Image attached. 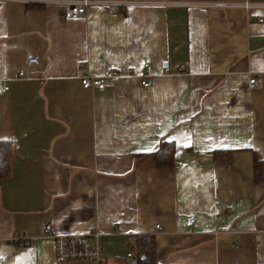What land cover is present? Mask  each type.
<instances>
[{"label": "crops", "instance_id": "crops-1", "mask_svg": "<svg viewBox=\"0 0 264 264\" xmlns=\"http://www.w3.org/2000/svg\"><path fill=\"white\" fill-rule=\"evenodd\" d=\"M151 1L168 4L67 19L0 0V140L17 145L0 179L2 264H98L55 259L46 223L98 230L108 264L131 262L137 234L155 235L161 264H264V7ZM107 70L121 74L104 90L81 85ZM169 142L173 163L159 165Z\"/></svg>", "mask_w": 264, "mask_h": 264}, {"label": "built area", "instance_id": "built-area-1", "mask_svg": "<svg viewBox=\"0 0 264 264\" xmlns=\"http://www.w3.org/2000/svg\"><path fill=\"white\" fill-rule=\"evenodd\" d=\"M27 2H41L47 5L54 6H62L64 9V14L67 19H74L81 16L87 15V11L92 6H106L109 8L123 6V7H131L132 5H160V4H168L166 1H151V0H25ZM190 3V2H189ZM187 3V4H189ZM215 5L226 6V7H243L244 9H248L251 7L261 8L264 7V2H252L249 0L242 2H225V1H217L214 3ZM262 18L260 19V21ZM28 64L32 65L39 62V58L36 54H30L27 56ZM148 63H144L142 66L147 67ZM85 67V66H84ZM21 76H27L25 71H19ZM120 71L117 70H107L104 74L101 75H93L91 73L85 72L80 77L81 85L86 88H98L104 90L109 82L119 77ZM250 86L255 87L259 84L258 79L255 76H252L250 79ZM141 84L145 87H148L150 84V79L148 76H144ZM10 90V84L7 79H4L2 84L0 85V94H4V92ZM195 219H191L189 224H193ZM160 228V225H156ZM44 231L48 237H52L54 239L55 245V259L61 262H66L67 260H89V261H97L98 264H108L107 260L103 258L104 249L103 245L100 242V232L98 230H94L92 232H88L86 234L75 235L71 233L60 234L57 233L53 225L50 223H46L44 225ZM16 242L19 246H23L29 244L30 238L25 235H20L16 238ZM127 256L132 260L135 259L133 249H129L127 252ZM3 263L2 258L0 257V264Z\"/></svg>", "mask_w": 264, "mask_h": 264}, {"label": "trees", "instance_id": "trees-1", "mask_svg": "<svg viewBox=\"0 0 264 264\" xmlns=\"http://www.w3.org/2000/svg\"><path fill=\"white\" fill-rule=\"evenodd\" d=\"M175 145L173 142L164 143L159 151L155 153L157 164H172ZM17 145L14 140H0V179L10 176L12 159L16 153ZM231 151H228V153ZM229 158V156H226ZM254 179L258 183L264 181V159L254 152ZM155 235L137 234L130 237V249L134 251L135 263L129 264H161L156 256Z\"/></svg>", "mask_w": 264, "mask_h": 264}, {"label": "water", "instance_id": "water-1", "mask_svg": "<svg viewBox=\"0 0 264 264\" xmlns=\"http://www.w3.org/2000/svg\"><path fill=\"white\" fill-rule=\"evenodd\" d=\"M132 262L135 263L136 262L135 259H133Z\"/></svg>", "mask_w": 264, "mask_h": 264}]
</instances>
